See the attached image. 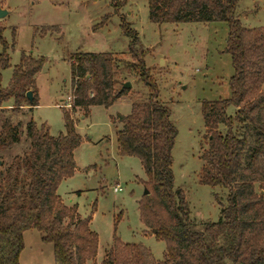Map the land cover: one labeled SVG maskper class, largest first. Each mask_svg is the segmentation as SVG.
Masks as SVG:
<instances>
[{
  "label": "trees",
  "instance_id": "16d2710c",
  "mask_svg": "<svg viewBox=\"0 0 264 264\" xmlns=\"http://www.w3.org/2000/svg\"><path fill=\"white\" fill-rule=\"evenodd\" d=\"M238 2L147 0L148 20L155 25L227 26L225 51L233 68L229 98L201 103L208 149L201 156L199 184L226 190L218 221L196 230L184 192L174 188L171 153L177 129L144 66L136 32L122 20L132 62L110 53H75L70 56L72 101L70 110L63 109L64 133L52 137L44 126L27 123L28 150L12 158L0 180V264H19L28 231L38 232L43 243L52 245L55 264H86L96 258L98 236L90 229L95 204L90 215L81 218L77 207L66 206L57 190L76 168L74 151L81 138L72 114L76 109L86 115L92 107L109 108L125 96L123 82L116 87L123 63L139 73L149 92L146 101L133 102L128 115L117 117L118 155L138 159L143 168L141 184L147 195L137 201L139 221L144 233L164 243L165 252L163 260L156 261L142 244L121 242L115 233L118 216L101 264H264V27H243L236 17ZM0 46V109L12 101L14 112L24 106L31 110L38 106L35 77L46 59L22 54L2 87L1 73L10 68V60L1 33ZM29 91L31 102L25 97ZM229 107L235 109L233 116L227 114ZM19 141L18 126L4 119L0 152Z\"/></svg>",
  "mask_w": 264,
  "mask_h": 264
},
{
  "label": "rangeland",
  "instance_id": "374dc122",
  "mask_svg": "<svg viewBox=\"0 0 264 264\" xmlns=\"http://www.w3.org/2000/svg\"><path fill=\"white\" fill-rule=\"evenodd\" d=\"M0 8L7 11L0 20V33L10 60V68L1 73V86H7L22 54L46 59L35 77L38 106L14 112L10 101L0 109V129L4 119L10 118L20 138L18 144L0 152V180L12 158L28 150L25 127L29 121L44 126L52 137L64 133L63 109L70 110L71 105L70 56L110 53L124 63L132 62L129 38L120 27L123 20L138 36L144 66L177 129L171 153L174 188L184 192L196 230L203 223L218 221L226 205V190L199 184L201 156L208 149L201 103L229 98L233 68L225 51L228 30L224 23L155 25L148 20L147 0H0ZM236 17L245 28L264 27V0H239ZM123 64L118 66L116 87L129 82L125 96L109 108L92 107L86 116L78 109L72 114L81 138L74 153L76 171L57 190L66 206L77 207L81 218L89 216L95 204L90 229L98 236V250L86 264H101L111 247L118 216L115 233L121 242L142 244L156 261H162L165 252L164 243L144 233L139 221L143 168L138 159L118 155L117 117L128 115L133 102L146 101L149 92L139 73ZM234 112L233 107L227 109L229 116ZM220 131L224 133L225 128ZM116 185L121 191L114 193ZM23 244L19 264H55L52 245L43 243L38 232H25Z\"/></svg>",
  "mask_w": 264,
  "mask_h": 264
},
{
  "label": "water",
  "instance_id": "95a60500",
  "mask_svg": "<svg viewBox=\"0 0 264 264\" xmlns=\"http://www.w3.org/2000/svg\"><path fill=\"white\" fill-rule=\"evenodd\" d=\"M6 15H7V11L6 10H2L0 8V20L3 19V18H5ZM130 88H131V84L129 82H126V83H124L122 85L121 90L130 89ZM25 97H26V99L29 102H31L32 101V98H33L32 92L31 91L27 92L26 95H25ZM143 195H147V191L146 190L143 191Z\"/></svg>",
  "mask_w": 264,
  "mask_h": 264
},
{
  "label": "built area",
  "instance_id": "2783aa9c",
  "mask_svg": "<svg viewBox=\"0 0 264 264\" xmlns=\"http://www.w3.org/2000/svg\"><path fill=\"white\" fill-rule=\"evenodd\" d=\"M68 101H72V98H71V97H68ZM67 107H70V108H71V105H70V106H67ZM112 191H113L114 193H117V192H120L121 189H120V187H119L118 185H116V186L112 189Z\"/></svg>",
  "mask_w": 264,
  "mask_h": 264
},
{
  "label": "crops",
  "instance_id": "0c3cea01",
  "mask_svg": "<svg viewBox=\"0 0 264 264\" xmlns=\"http://www.w3.org/2000/svg\"><path fill=\"white\" fill-rule=\"evenodd\" d=\"M90 109H91V108H90ZM90 109L88 110L87 114L90 112ZM87 114H86V115H87ZM86 115H85V116H86ZM118 126H119V125H118ZM74 153H75V151H74ZM75 171H76V168H75ZM74 174H75V172H74ZM78 193H79V192H78ZM68 207H69V206H68Z\"/></svg>",
  "mask_w": 264,
  "mask_h": 264
}]
</instances>
